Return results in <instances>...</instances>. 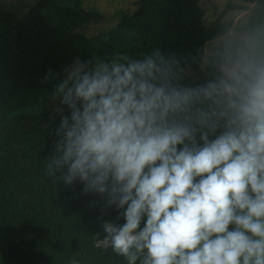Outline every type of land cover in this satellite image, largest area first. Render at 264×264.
Here are the masks:
<instances>
[{
  "label": "clouds",
  "instance_id": "clouds-1",
  "mask_svg": "<svg viewBox=\"0 0 264 264\" xmlns=\"http://www.w3.org/2000/svg\"><path fill=\"white\" fill-rule=\"evenodd\" d=\"M64 74L46 176L120 212L96 248L127 264H264V43L229 31L190 63L157 49Z\"/></svg>",
  "mask_w": 264,
  "mask_h": 264
},
{
  "label": "trees",
  "instance_id": "trees-1",
  "mask_svg": "<svg viewBox=\"0 0 264 264\" xmlns=\"http://www.w3.org/2000/svg\"><path fill=\"white\" fill-rule=\"evenodd\" d=\"M134 7L121 13L112 28L87 41L77 35L82 46L76 54L70 52L72 57L62 66L94 56L136 59L157 49L190 63L207 42L229 29L221 21L225 11L207 24L198 0H138ZM237 9L233 5L226 10ZM66 14L72 30L79 33L97 12L73 0ZM61 25L62 21H45L37 6L19 17L0 0V264H127L111 248L95 247L103 238L102 219L110 215L117 220L120 212L103 211L102 198L85 194L78 181L66 185L59 176L55 181L46 176L61 115L43 104L64 78L53 62L63 40ZM234 32L254 35L264 43V0H254ZM188 67L186 84L204 79L195 64ZM63 114L70 115L66 107ZM117 222L122 225L124 220Z\"/></svg>",
  "mask_w": 264,
  "mask_h": 264
},
{
  "label": "rangeland",
  "instance_id": "rangeland-1",
  "mask_svg": "<svg viewBox=\"0 0 264 264\" xmlns=\"http://www.w3.org/2000/svg\"><path fill=\"white\" fill-rule=\"evenodd\" d=\"M71 1L73 0H1L6 9L19 17L26 15L31 8L37 6L42 9L45 21L49 23L62 21L59 31L62 32L63 40L55 48L53 62L55 70L63 72L78 61H69L65 68L62 66L64 61L71 58L72 53L73 55L76 54L74 52H77L82 46V42L80 39L78 41L77 35L87 41V39L109 30L117 22L121 13H129L134 10V3L138 0H81L85 9H94L97 15L79 33L72 30L70 20H67V5ZM253 4L254 0H198V5L204 11V20L207 24H211L225 11L221 21L228 25V32H234L240 19L247 17V11L252 8ZM233 5H237L240 9L226 10L227 7ZM62 42L63 44H61ZM51 96L52 92L48 94L43 107L54 110L59 105L52 102Z\"/></svg>",
  "mask_w": 264,
  "mask_h": 264
}]
</instances>
